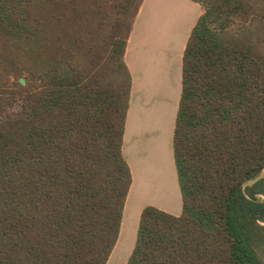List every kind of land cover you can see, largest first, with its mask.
Returning a JSON list of instances; mask_svg holds the SVG:
<instances>
[{
  "label": "trees",
  "instance_id": "trees-1",
  "mask_svg": "<svg viewBox=\"0 0 264 264\" xmlns=\"http://www.w3.org/2000/svg\"><path fill=\"white\" fill-rule=\"evenodd\" d=\"M143 0H0V264H106L131 172L123 57ZM182 59V212L140 215L126 264H264V0H208ZM230 19V18H229Z\"/></svg>",
  "mask_w": 264,
  "mask_h": 264
},
{
  "label": "crops",
  "instance_id": "crops-1",
  "mask_svg": "<svg viewBox=\"0 0 264 264\" xmlns=\"http://www.w3.org/2000/svg\"><path fill=\"white\" fill-rule=\"evenodd\" d=\"M202 14L192 0H143L124 53L131 90L122 155L131 172L118 240L106 264H126L142 210L182 212L173 136L182 92V59ZM131 227V230H130Z\"/></svg>",
  "mask_w": 264,
  "mask_h": 264
},
{
  "label": "rangeland",
  "instance_id": "rangeland-1",
  "mask_svg": "<svg viewBox=\"0 0 264 264\" xmlns=\"http://www.w3.org/2000/svg\"><path fill=\"white\" fill-rule=\"evenodd\" d=\"M212 5H215V7H217L219 9V11H216L218 12V18L213 20L211 25L212 26H220V25H223V24H226L227 25V22H229V25H240V24H243L246 19L244 18V16L242 15V13L240 11H238L236 14L234 15H231L230 17H228V14L226 13H223V12H226L228 11V8H223V0H208ZM230 18V19H229ZM261 175H264V171H262ZM130 230H131V227H130Z\"/></svg>",
  "mask_w": 264,
  "mask_h": 264
}]
</instances>
